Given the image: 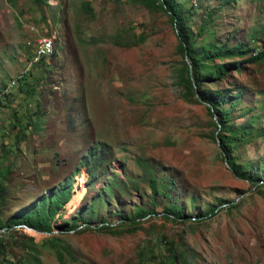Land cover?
<instances>
[{
  "label": "rangeland",
  "instance_id": "1",
  "mask_svg": "<svg viewBox=\"0 0 264 264\" xmlns=\"http://www.w3.org/2000/svg\"><path fill=\"white\" fill-rule=\"evenodd\" d=\"M179 2L196 45L262 47L264 0ZM37 34L55 52L11 85ZM183 60L169 15L140 0H0V222L73 187L51 233L0 232V264H264V61L203 85L233 102L228 156L219 115L184 97Z\"/></svg>",
  "mask_w": 264,
  "mask_h": 264
},
{
  "label": "trees",
  "instance_id": "2",
  "mask_svg": "<svg viewBox=\"0 0 264 264\" xmlns=\"http://www.w3.org/2000/svg\"><path fill=\"white\" fill-rule=\"evenodd\" d=\"M140 2L151 10H163L169 15L177 31L179 52L183 57H186V60H183V66L181 67L178 79L179 84L183 87L184 97L185 99L196 97L198 100L205 102L211 112L214 111L219 115L218 121L220 126L217 133V139L219 140L224 153L229 156L230 147L236 143L237 137L232 134L229 128L225 129L224 123L228 119L229 110L230 107L233 106V102L230 101L229 108H223V104L230 100L229 94L223 90L205 88L203 85L206 82L213 81L214 78L225 75L226 71L232 67L239 69L242 62L257 63L264 61V42L262 47L258 50L250 48L249 45L247 46L245 44H242L245 46H227L217 43H209L203 46H198L191 39V33L184 21L182 6L179 0H140ZM231 56H246V58L241 61L216 62L219 58ZM42 61L43 60H41L39 64L42 63ZM23 76L19 77L18 80H21ZM19 125L20 124H14V127H17L16 133L20 130ZM243 133L246 134L249 132L244 128ZM98 152L99 149L97 147L93 148L86 159L91 172L95 165H97L96 162L99 161L100 157L98 156ZM91 157L94 158L92 159L93 167L90 165L92 162L90 160ZM228 163L235 175L245 179H251L248 172L240 168V166L231 158L228 159ZM9 170V166L3 165V163L0 162V205L4 198V180L9 173ZM149 185L153 192L157 191L156 180L154 177L150 178ZM72 191L73 187L71 183L68 182L64 184L63 187L53 194H50L46 198H42L37 205L18 211L12 214L5 222H0V230L3 229L5 233L15 232V230H13L15 225L24 224L37 231L51 233L53 231L52 220L58 213L59 209L70 200ZM216 209L217 207L211 208L208 215H214L217 211ZM165 212L168 215H173L175 218L184 217L182 209L177 205L168 206L165 209ZM146 213L151 212L143 210L142 212H138L137 216L141 217ZM120 218L125 219L126 217H123L122 215ZM83 222L86 223L85 220H83ZM57 227L64 228L65 226L57 225ZM2 255L3 247L0 245V258ZM174 255L175 254L173 253L172 256Z\"/></svg>",
  "mask_w": 264,
  "mask_h": 264
},
{
  "label": "built area",
  "instance_id": "3",
  "mask_svg": "<svg viewBox=\"0 0 264 264\" xmlns=\"http://www.w3.org/2000/svg\"><path fill=\"white\" fill-rule=\"evenodd\" d=\"M33 25L29 26V30L33 32ZM35 43L33 45V49L31 51V54L28 56V58L25 61V66L21 70V72L17 75L16 78H13L11 81V85L16 84V81L19 77L23 76L26 72L31 71L33 69V66L39 64L41 60H44L45 58L50 57L55 52V41L54 36L49 34H37ZM16 232H27L29 234H37V231L34 228L28 227L24 224H18L14 226V229ZM0 232H4V230H0ZM44 234H49L48 232H41ZM33 237V236H32Z\"/></svg>",
  "mask_w": 264,
  "mask_h": 264
}]
</instances>
